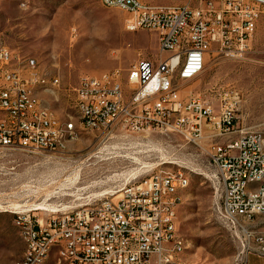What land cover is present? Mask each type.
<instances>
[{"label": "built area", "instance_id": "built-area-1", "mask_svg": "<svg viewBox=\"0 0 264 264\" xmlns=\"http://www.w3.org/2000/svg\"><path fill=\"white\" fill-rule=\"evenodd\" d=\"M30 8L33 0H16ZM106 8L127 14L126 28L156 35L160 56L141 58L124 78L119 69L83 76L72 88L76 115L54 116L40 92L56 97L59 76H48L33 58L22 62L0 47V147L25 152H60L68 138L82 131L102 134L166 130L190 142L211 139L209 156L221 175L222 216L242 228L264 215V141L260 131L240 126V92H219L216 103L194 91L183 94L185 82L205 70L213 45L242 56L264 15V0H205L158 6L143 0H101ZM185 176L157 170L137 184L124 186L117 200L49 214L35 209L13 212L25 237L26 254L16 263L39 264L44 244L57 241L67 264H185L174 197ZM246 180L255 182L243 192ZM57 213V212H50Z\"/></svg>", "mask_w": 264, "mask_h": 264}, {"label": "rangeland", "instance_id": "rangeland-1", "mask_svg": "<svg viewBox=\"0 0 264 264\" xmlns=\"http://www.w3.org/2000/svg\"><path fill=\"white\" fill-rule=\"evenodd\" d=\"M143 1L196 8L205 0ZM126 17L121 10L105 8L101 0H33L26 10L16 0H0V47L21 62L35 59L39 71L50 77L59 76L58 95L40 92V97L59 116H74L71 90L83 76L119 69L126 78L137 60L159 58L156 35L128 30ZM230 88L241 95L240 126L264 134V15L242 56L213 45L204 72L185 82L182 93L192 90L216 103L219 92ZM210 145V138L196 143L152 129L113 135L82 131L56 153L0 147V264H14L23 256L15 210L39 208L35 213L43 218L117 201L121 188L161 169L181 170L190 180L178 209L185 264H264V215L242 228L226 223L221 175L210 160ZM45 264L66 263L53 250Z\"/></svg>", "mask_w": 264, "mask_h": 264}, {"label": "bare ground", "instance_id": "bare-ground-1", "mask_svg": "<svg viewBox=\"0 0 264 264\" xmlns=\"http://www.w3.org/2000/svg\"><path fill=\"white\" fill-rule=\"evenodd\" d=\"M101 3L106 8L105 1H101ZM42 92H45V93L51 95V92L50 91H42ZM53 115L54 116H59L56 113L55 110H53ZM260 139H261V141H264V134L261 133V132H260ZM73 140H75V138H68L67 139V144L70 141H73ZM66 147L67 146H60V151H63ZM136 161H138V160H136ZM174 173H182L185 176V180H183V185L180 186V187H176L175 190H174V197H177V201L180 202V204H179V207H180V205L183 202L184 193L187 190V188L189 187L190 180H189L188 175L185 172H182L181 170L174 171ZM123 188H121L118 193H120L123 190ZM253 189H255V182L253 180H246V183L243 185V192L244 193H251L253 191ZM118 193H116V194H118ZM112 195L114 196V194H112ZM119 196H121V194L118 195V197ZM179 207L173 209V216H177L178 217V209H179ZM38 209L35 208V210H38ZM14 224H15L17 230H18V234H19L22 242L24 243V252H23L22 258L20 259V260H23L24 259V255L26 254L25 237H22V230H21L20 227H18V225H16V220H14ZM180 249L183 250V253H184V251L186 249L185 242H180ZM53 250H56V253L58 255V260L60 262H64V263L67 264V254L63 251V249L61 248V245H58V242L57 241H50V243L44 244V247H43V256L44 257H41L40 258L39 264H45L46 261L48 260L49 256H50V253ZM17 264H23V263H17Z\"/></svg>", "mask_w": 264, "mask_h": 264}]
</instances>
